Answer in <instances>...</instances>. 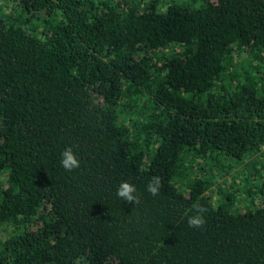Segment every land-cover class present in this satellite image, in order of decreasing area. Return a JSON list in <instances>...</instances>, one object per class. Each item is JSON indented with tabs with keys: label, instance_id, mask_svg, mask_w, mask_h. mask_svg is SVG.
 I'll use <instances>...</instances> for the list:
<instances>
[{
	"label": "trees",
	"instance_id": "obj_1",
	"mask_svg": "<svg viewBox=\"0 0 264 264\" xmlns=\"http://www.w3.org/2000/svg\"><path fill=\"white\" fill-rule=\"evenodd\" d=\"M0 264H264V0H0Z\"/></svg>",
	"mask_w": 264,
	"mask_h": 264
},
{
	"label": "clouds",
	"instance_id": "obj_2",
	"mask_svg": "<svg viewBox=\"0 0 264 264\" xmlns=\"http://www.w3.org/2000/svg\"><path fill=\"white\" fill-rule=\"evenodd\" d=\"M61 165L65 170L71 171L80 166V162L73 152L72 148H66L61 153ZM161 185V178L159 176H153L151 181L147 184V191L152 195H157L159 193ZM137 189L128 181H123L120 183L117 189V196L128 202L129 204H139L140 200L138 198ZM205 209L203 207H197L196 214L188 218V225L192 228L199 229L205 224L204 216L202 215Z\"/></svg>",
	"mask_w": 264,
	"mask_h": 264
},
{
	"label": "rangeland",
	"instance_id": "obj_3",
	"mask_svg": "<svg viewBox=\"0 0 264 264\" xmlns=\"http://www.w3.org/2000/svg\"><path fill=\"white\" fill-rule=\"evenodd\" d=\"M219 180V183H221V181H220V179H218ZM217 180V181H218ZM213 193H216V190L215 191H213ZM213 199H215V195H213V197H212ZM211 199V198H210Z\"/></svg>",
	"mask_w": 264,
	"mask_h": 264
}]
</instances>
